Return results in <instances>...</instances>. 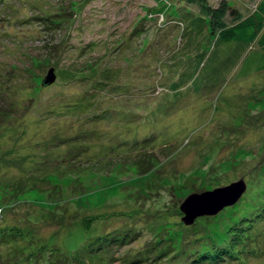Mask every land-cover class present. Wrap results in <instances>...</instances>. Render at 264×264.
<instances>
[{
	"label": "rangeland",
	"instance_id": "1",
	"mask_svg": "<svg viewBox=\"0 0 264 264\" xmlns=\"http://www.w3.org/2000/svg\"><path fill=\"white\" fill-rule=\"evenodd\" d=\"M260 1L0 0V264H169L240 222L264 264V69L215 72L236 46L190 31L197 4ZM242 179L236 204L183 221L190 195Z\"/></svg>",
	"mask_w": 264,
	"mask_h": 264
},
{
	"label": "trees",
	"instance_id": "2",
	"mask_svg": "<svg viewBox=\"0 0 264 264\" xmlns=\"http://www.w3.org/2000/svg\"><path fill=\"white\" fill-rule=\"evenodd\" d=\"M159 1L163 3L165 0ZM189 3L196 2L195 0H189ZM197 7L200 10V14L195 20H193V23H191L193 28L190 29V31H192L193 36L195 38L201 35L203 37H216L215 56L216 54L218 55L219 50L223 45L234 44L237 49V53L229 59L230 62H226V65H223V63L213 64V68H215V70H213L215 72L224 71L225 69H229L231 66L235 67L241 62V60H243L242 64L246 66L241 72L242 74H248L249 72L255 70L258 71L260 69H264V53L262 52H253L243 59L244 53L255 43H258V46L264 50V0H261L255 10L247 16H244L240 10L230 6L226 2H222L218 7H211L210 5L203 3L197 4ZM168 8L169 6L163 3V8L159 11L164 13ZM204 55L205 52H202L195 56L194 59H196L197 62H195L193 67L197 66L200 68L201 66L202 69H205L206 64L211 63V60L213 61V59L209 61L208 59L204 60ZM193 61V58H191L188 60V63H192ZM190 67L186 66L184 72L188 73L192 71L189 70ZM204 71H206V69ZM254 217L259 219L258 223L264 224V209L261 208L260 211H257L254 214ZM240 224H242L243 228L240 229L239 232L236 226L235 228L230 226V235H227L229 240L224 241L221 244H217L215 249L203 246L201 250L189 251L188 256L178 255L177 257L180 260H175L176 256H174L175 262L173 260L170 261L169 264H247L246 255L240 254V251L243 250L242 248H244L246 239L250 234L247 231L248 228H244L245 223L240 222ZM237 233H239V238L237 237ZM242 237H245L243 246L239 243ZM98 238L103 239L105 236L99 235ZM251 242H253V240H251ZM105 245L108 247L109 242L105 243ZM59 249L60 251H57V254L61 256L64 255L62 252L64 250H61V248ZM76 250L73 251V255L78 253L80 249ZM113 250V247H109L108 252H112ZM172 255L173 254L168 257H171ZM254 256L255 254L250 253L249 251V253H247L248 262ZM77 260H79V258Z\"/></svg>",
	"mask_w": 264,
	"mask_h": 264
},
{
	"label": "water",
	"instance_id": "3",
	"mask_svg": "<svg viewBox=\"0 0 264 264\" xmlns=\"http://www.w3.org/2000/svg\"><path fill=\"white\" fill-rule=\"evenodd\" d=\"M56 79L57 75L55 69L52 68L42 84L44 87L51 86ZM246 190V182L242 179L212 191H206L201 194L194 193L190 195L180 207L184 213L183 221L187 225H192L200 216L216 215L223 209L236 204Z\"/></svg>",
	"mask_w": 264,
	"mask_h": 264
}]
</instances>
